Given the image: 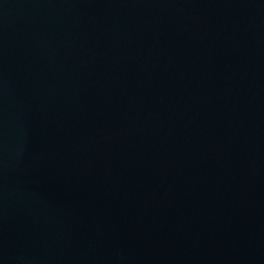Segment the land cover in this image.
<instances>
[{
    "label": "water",
    "instance_id": "obj_1",
    "mask_svg": "<svg viewBox=\"0 0 264 264\" xmlns=\"http://www.w3.org/2000/svg\"><path fill=\"white\" fill-rule=\"evenodd\" d=\"M0 264H264V0H0Z\"/></svg>",
    "mask_w": 264,
    "mask_h": 264
}]
</instances>
